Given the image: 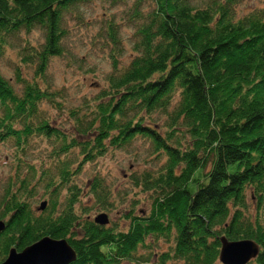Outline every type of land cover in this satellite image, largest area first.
<instances>
[{"label":"trees","instance_id":"1","mask_svg":"<svg viewBox=\"0 0 264 264\" xmlns=\"http://www.w3.org/2000/svg\"><path fill=\"white\" fill-rule=\"evenodd\" d=\"M88 1L0 0V63L19 43L12 82L0 68V143L11 142L16 172L33 138L48 147L46 163L37 171L26 164L3 191L0 263L9 248L48 236L69 244L75 260L68 264L139 262L138 249L153 255L158 240L166 243L161 263L222 264L220 238L252 241L249 264H264V6L238 15L243 0H133L127 65L117 66L118 30L109 19L112 70L95 94L66 109L39 78L63 54V12ZM34 29L41 42L29 37ZM21 66L34 68L31 78ZM43 104L66 114L67 129L50 122ZM136 137L148 158L130 156L127 188L147 195V209L131 206L121 225L98 224L90 212L116 205L120 194L98 174L85 189L74 178L82 164ZM36 184L46 199L35 213L26 196Z\"/></svg>","mask_w":264,"mask_h":264},{"label":"rangeland","instance_id":"2","mask_svg":"<svg viewBox=\"0 0 264 264\" xmlns=\"http://www.w3.org/2000/svg\"><path fill=\"white\" fill-rule=\"evenodd\" d=\"M132 1L125 0L122 3L112 4L109 0H90L76 5L71 13H67V10L63 12L64 29L66 31L62 44L63 54L51 57L42 77L39 78L44 81L41 82L42 87L47 86L53 91H58L63 102L62 107L67 109V106L77 105L83 96L89 98L99 88L103 87V79H106L112 70L109 60L111 44L103 31L105 23L109 19L112 23L114 21L118 30V51L114 55L117 66L124 67L127 65L132 56L131 43L134 31L132 25L127 24L128 10ZM253 6H264V0H243L237 7L236 13L238 15L242 14ZM29 37L33 41H42V34L38 29H34ZM18 44V41H13L0 63L1 73L6 79H12ZM20 72L22 75L28 73V78H31L34 68L21 66ZM42 109L53 125L67 129V117L63 111L58 113L55 108L45 104H43ZM32 140L29 144V146L31 145L30 154L26 157V162L19 166L17 172L15 169L16 163L10 156L13 151V147L10 145L11 142L7 140L0 143V199L8 183L15 187L17 181L25 175L26 164H33L37 171L40 161L47 162L48 147L46 146V140L37 138ZM130 156L135 157L140 162L148 158L144 141H141L139 137H136L125 150L120 149L113 152L110 150L95 162L81 165L79 173L74 178L80 188L85 189L82 185L86 180L94 174H98L105 178L106 183L115 192L114 194H120V198L116 200V205L113 204L114 206L107 210H93L90 212L92 216L104 212L108 221L121 225L125 223L122 214L127 213L128 208H131V206H134V212L147 209V195L129 192L127 188L128 169L132 167ZM33 181L34 179L31 180V184ZM42 189L40 185L36 184L32 195L26 196L29 206L35 213L38 212V203L46 199ZM127 190L128 193L125 195ZM42 193L44 196H42ZM132 199L135 201L134 205L131 203ZM150 249L153 250V255H151L152 251L148 252L146 248L138 249L139 262L127 263L121 261L119 264H181L178 261L161 263L157 260L159 253L166 249L164 241L158 240L156 245H151Z\"/></svg>","mask_w":264,"mask_h":264},{"label":"water","instance_id":"3","mask_svg":"<svg viewBox=\"0 0 264 264\" xmlns=\"http://www.w3.org/2000/svg\"><path fill=\"white\" fill-rule=\"evenodd\" d=\"M44 205L45 203L41 201L39 209L42 210ZM93 220L101 225L107 223L105 213H98ZM3 228L4 224L0 221V232ZM219 242L218 259L222 264H246L257 254V246L252 241L230 242L225 238H220ZM74 260L75 254L64 239L42 236L20 251L14 247L9 248L6 257L0 264H68Z\"/></svg>","mask_w":264,"mask_h":264},{"label":"flooded vegetation","instance_id":"4","mask_svg":"<svg viewBox=\"0 0 264 264\" xmlns=\"http://www.w3.org/2000/svg\"><path fill=\"white\" fill-rule=\"evenodd\" d=\"M254 258H255V257H254ZM254 258H251L247 263H251V260L254 259ZM247 263H246V264H247Z\"/></svg>","mask_w":264,"mask_h":264}]
</instances>
